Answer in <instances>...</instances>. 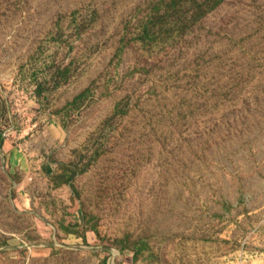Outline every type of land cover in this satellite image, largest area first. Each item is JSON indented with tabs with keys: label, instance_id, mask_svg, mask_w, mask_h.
Segmentation results:
<instances>
[{
	"label": "rangeland",
	"instance_id": "rangeland-1",
	"mask_svg": "<svg viewBox=\"0 0 264 264\" xmlns=\"http://www.w3.org/2000/svg\"><path fill=\"white\" fill-rule=\"evenodd\" d=\"M0 264H264V0H0Z\"/></svg>",
	"mask_w": 264,
	"mask_h": 264
}]
</instances>
